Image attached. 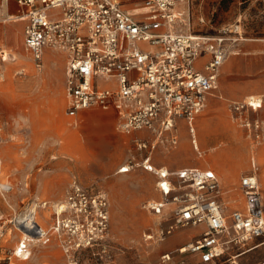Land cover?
Masks as SVG:
<instances>
[{
  "label": "rangeland",
  "instance_id": "374dc122",
  "mask_svg": "<svg viewBox=\"0 0 264 264\" xmlns=\"http://www.w3.org/2000/svg\"><path fill=\"white\" fill-rule=\"evenodd\" d=\"M19 9L17 5L15 13ZM183 9L186 22L178 25V31L215 34L240 17L246 41L220 69L219 87L193 121L195 133L188 122L180 121L178 145L157 147L154 166L168 167L169 172L187 167L213 170L226 192L222 203L230 215L245 208L239 181L252 170L253 162L264 195V139L258 141L230 110L233 103L262 96V107L254 110L246 105L244 116L264 124V0H190ZM13 21L0 23V32L16 26L13 41L0 40L4 72L0 75V264H203L198 255L181 254L180 249L201 238L204 226H179L169 233L175 225L174 205L169 203L160 215L147 207L163 199L157 173L139 165L147 151L137 150L133 140L119 132L111 112L88 110L76 119L68 116L65 55L49 50L42 70H37L24 49V23ZM22 68L25 71L19 72ZM183 148L186 156L179 154ZM227 159H235L238 166ZM126 166L130 170L119 173ZM224 170H231L232 177L227 178ZM72 181L90 193L103 194L109 211L105 239L76 250V263L69 261L51 229L56 205L67 197ZM3 185L10 191H3ZM32 211L50 230V241L31 242L30 256L23 259L15 255L25 234L20 221ZM43 253L50 255L42 257ZM263 262L264 235L233 246L218 264Z\"/></svg>",
  "mask_w": 264,
  "mask_h": 264
},
{
  "label": "built area",
  "instance_id": "2783aa9c",
  "mask_svg": "<svg viewBox=\"0 0 264 264\" xmlns=\"http://www.w3.org/2000/svg\"><path fill=\"white\" fill-rule=\"evenodd\" d=\"M12 1L23 13H0V22H26L24 43L35 68L42 70L45 49L66 56L68 116L76 119L88 110L114 112L122 134L147 133L133 142L137 150L147 151L141 165L157 173L163 196L147 207L160 215L169 203L174 205L175 225L169 233L179 226H204L201 238L180 249L181 254L190 252L203 264H218L233 246L264 235V196L256 163L239 181L245 208L227 215L222 203L226 192L213 170L169 172L150 162L160 145H178L180 121L188 122L193 133V121L219 87L220 69L230 56L241 52L239 45L246 40L240 17L215 34H195L177 30L186 22L183 4L190 0H143L142 12L136 15L118 0H0V7H8ZM1 54L14 60L4 50ZM246 105L258 110L263 101L257 106L247 102L230 107L241 125L261 141L264 124L246 119ZM70 187L61 204L66 205L61 219L57 213L51 229L69 261L76 263V250L105 239L109 211L103 194L90 193L77 181ZM20 226L28 241H20L15 255L26 259L31 253L30 237L47 243L50 236L38 239L34 236L41 234L38 225L31 230ZM26 249L29 255L23 257Z\"/></svg>",
  "mask_w": 264,
  "mask_h": 264
},
{
  "label": "bare ground",
  "instance_id": "6f19581e",
  "mask_svg": "<svg viewBox=\"0 0 264 264\" xmlns=\"http://www.w3.org/2000/svg\"><path fill=\"white\" fill-rule=\"evenodd\" d=\"M4 10V9H3ZM8 12V11H7ZM9 15V14H8ZM11 19V18H10ZM18 21V20H17ZM7 22V21H6ZM15 22H16V20H15ZM14 28L16 29V26H12V27H9L8 29H7V37L9 38V39H11L12 41L16 38V34H15V32H14ZM2 33L3 32H1V37H2ZM4 52H6V50H4ZM15 55V59L16 58H18V56H17V54H14ZM55 58V56L53 57V56H50V60L52 61V62H56L57 63V61L54 59ZM261 99H260V98ZM263 97L262 96H258V97H255V96H251V97H249L248 98V102H251V103H253V105H255V106H257L258 104H259V102L262 100L263 101V99H262ZM264 111V110H263ZM193 131V133H195V129H193L192 130ZM206 134H208V135H211L208 131H206ZM186 136V135H185ZM126 137H127V135H126ZM129 139V138H128ZM97 143V142H96ZM195 143V145H196V148H198V146H197V144H196V141L194 142ZM126 144V143H125ZM184 145H185V142H184ZM183 146V145H182ZM92 151V150H91ZM183 151H185L184 150V148L180 151V153L179 154H181V156H186V155H184V153H183ZM93 153V152H92ZM179 154H176V156L177 155H179ZM127 157V156H126ZM90 158V157H89ZM76 160V159H75ZM227 160H231V159H227ZM233 160V159H232ZM231 160V161H232ZM76 161H79V160H76ZM100 162H102V161H100ZM233 162L235 163V166L237 165L238 166V161H235V159L233 160ZM240 164H241V166L240 167H242L243 166V162H242V160H240V162H239ZM108 167L111 165V163H110V161L109 162H107V164H106ZM166 167V166H165ZM166 168H168V167H166ZM130 169H129V167L128 166H126L125 168H123L122 170H121V172L119 171V173H124V172H128ZM224 174H225V176L227 177V178H231L232 177V172H231V170H229V171H226V170H224ZM4 186V185H3ZM147 187V186H146ZM165 188L166 189H168V187H167V185H165ZM5 189H9V186H6V188ZM152 195H154L153 194V192H152ZM66 199V198H65ZM64 199V200H65ZM64 200L63 201H61L60 203H58L57 205H56V207H57V213H58V215H59V219H61L60 218V214H61V211H63L64 210V207H66V205L64 204L63 206L61 205L63 202H64ZM66 201V200H65ZM61 205V206H60ZM45 206V205H44ZM56 221V220H55ZM20 223L21 224H23V226H25V227H27V229L28 230H31V228L33 227V225H34V227H35V229H36V227H37V225L42 229L41 230V234L39 233V235L38 234H35L34 236L35 237H37L38 239H39V236L40 237H44L45 235H49V233H50V230L48 229V230H46V228L45 227H43L40 223H39V221H38V219L36 218V213L34 212V211H32L31 213H30V215H29V218H27L26 219V221H24V220H22V221H20ZM35 223V224H34ZM53 225H54V223H53ZM53 225H52V227H53ZM51 227V228H52ZM34 229V230H35ZM37 229H38V227H37ZM36 235H38V236H36ZM28 236H32V235H28ZM31 239L29 240V242H33L34 244H38V240L36 239V238H32V237H30ZM22 239H24V240H26V241H28V239H27V237H26V235H24V237L22 238ZM21 239V240H22ZM162 240H163V238H162ZM30 246H32L31 245V243H30ZM35 247H37V246H35ZM259 247V245H257V246H255L254 247V249L255 248H258ZM40 250V249H39ZM40 251H42V250H40ZM26 252L27 253H25V254H23V257H26V256H28L29 255V251L26 249ZM244 254V253H243ZM48 255H50V254H48V253H43L42 254V257H47ZM242 255V254H241ZM30 256V255H29ZM28 256V257H29ZM238 256H240V255H238ZM26 259H28V258H26ZM263 264H264V262H263Z\"/></svg>",
  "mask_w": 264,
  "mask_h": 264
},
{
  "label": "crops",
  "instance_id": "0c3cea01",
  "mask_svg": "<svg viewBox=\"0 0 264 264\" xmlns=\"http://www.w3.org/2000/svg\"><path fill=\"white\" fill-rule=\"evenodd\" d=\"M121 4H122V6L124 7V9H126L127 11H129L130 13H132V14H134V15H136V14H139L140 12H142V9H141V7L143 6V0H118ZM16 3V2H15ZM14 3V1H12V2H10V4H9V6L8 7H0V13H3L4 15H7V14H9L10 16L11 15H18V14H21V13H23V11H24V9L22 8V7H20L18 4V6L20 7V9L18 10V12L17 13H15V9H17V5ZM4 9V10H3ZM8 11V12H7ZM8 21H10V20H8ZM13 22H15V20L13 21ZM16 22H23L24 23V29H25V24H26V22L25 21H22V20H16ZM0 23H6V22H0ZM1 32H3L2 33V37H1V34H0V40L2 39V40H5V39H7V29H6V31H4V30H2ZM0 32V33H1ZM23 41H24V30H23ZM246 41V40H245ZM242 44L243 43H240V51H241V49H243L242 48ZM24 49H25V51L29 54V56H30V58H31V60H32V63H33V65H34V60H33V57H32V55H31V53L26 49V47H25V43H24ZM50 49H45V51H44V60H45V55H47V52L49 51ZM51 51V50H50ZM63 54V53H62ZM63 55H65V54H63ZM66 57V56H65ZM44 60H43V62H44ZM44 66V65H43ZM34 67H35V65H34ZM21 71H25V68H22L21 69ZM21 71H19V72H21ZM0 75L1 76H4V72L2 71H0ZM221 76V75H220ZM110 113V112H109ZM112 114H115L114 112H111ZM116 116V115H115ZM124 136L126 137V135L124 134ZM148 135H147V133H145V132H137V133H134V134H132V135H127V137L130 139H134L135 137H147ZM153 154L154 153H152V155L150 156V162L151 163H153L152 165L154 166L156 163L153 161ZM141 167H142V165L141 164H139ZM156 166V165H155ZM187 168H189V167H187ZM166 169V168H165ZM145 170V169H144ZM168 171H169V169H167ZM264 196V195H263ZM189 240V239H188ZM188 240H186L185 241V243L188 241Z\"/></svg>",
  "mask_w": 264,
  "mask_h": 264
}]
</instances>
